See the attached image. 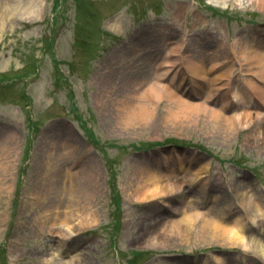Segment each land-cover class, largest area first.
Here are the masks:
<instances>
[{
    "label": "rangeland",
    "instance_id": "374dc122",
    "mask_svg": "<svg viewBox=\"0 0 264 264\" xmlns=\"http://www.w3.org/2000/svg\"><path fill=\"white\" fill-rule=\"evenodd\" d=\"M9 1L0 0V15L7 14L0 22V159L7 164L0 180V264H66L78 253L74 264H264L261 252L204 236L202 218L185 238L164 231L192 201L201 212L223 207L229 221L244 215V235L264 248V133L257 136L264 122L234 130L206 119L176 123L166 117V99L153 100L151 123L131 121L127 110L139 101L136 88L155 77L150 59L134 52L139 44L166 51L184 37L183 52L194 56L219 44L236 51L264 45V6L43 0L38 19L29 20L28 0L13 15L5 10ZM239 64L232 76L242 83ZM238 109L235 101L229 113ZM174 160L181 173L207 165L206 178L184 185L167 204L137 200L140 174L169 171ZM71 164V172L84 175L79 210L69 192L63 197L62 186L73 183L60 181ZM66 210L74 226L67 239L59 232ZM93 210L97 222L82 224Z\"/></svg>",
    "mask_w": 264,
    "mask_h": 264
},
{
    "label": "bare ground",
    "instance_id": "6f19581e",
    "mask_svg": "<svg viewBox=\"0 0 264 264\" xmlns=\"http://www.w3.org/2000/svg\"><path fill=\"white\" fill-rule=\"evenodd\" d=\"M258 2L264 6V0H258ZM22 4V0H11L7 3L5 10L13 15V11L19 10ZM23 5L28 8L26 18L34 20V18L38 19L37 17L40 15L43 0H28ZM11 7L12 10L9 11ZM4 15H0V22L7 18V14L5 17ZM170 42H174V40L170 39ZM150 46L152 47L151 51L149 50L151 55L147 57L148 52L145 49H150ZM185 46L186 39L182 37L180 41L166 51L159 50L155 44H139L137 49L134 50L137 54L143 53L145 58L150 59L149 63L152 65L151 70L155 77L134 91L133 95L138 97L139 101L127 109L129 116H131V121L146 123L155 121L157 118V107L152 102L153 100L161 101L166 99L170 102L166 117L176 123L200 122L202 119H206V121L209 120L221 124L228 130H234L245 128L255 122H264L263 43L256 42L252 48H246V45H243V47L239 46L238 51L233 48L225 49L224 44H219L213 49L205 47L199 56L192 55L190 50L188 53L187 50L183 52ZM145 58L143 63L146 62ZM236 62L240 63L239 66L245 74L242 83H239L240 80L235 81L232 76L236 70ZM132 68L134 66L130 65L128 67V69ZM130 75L129 73L125 76ZM124 88L127 89V86ZM235 101H237L239 109L236 113L231 114L229 112ZM254 104H259L263 109L255 108ZM262 129L263 127L259 128L258 137L263 135L264 130ZM5 143L7 142L3 143L2 148L7 147ZM69 153L66 154L68 155L67 158L74 157V154ZM177 165L181 166L177 168ZM71 166L72 164L66 169V177H60L61 179H59L66 185L73 183L69 189L66 186H62L63 197L65 198L69 192V195L73 197L70 198L69 196V198L74 199V208L77 207L79 210L78 203L81 202V189L78 180H80L81 175L82 177L84 175L79 171H77L78 173L71 172ZM169 167V171L165 170ZM162 168L165 167L162 166ZM165 169L163 173L146 171L140 174V181L134 190L137 200L161 198L167 204L175 194L182 190L184 185L206 178L204 173L208 167L203 165L194 169L187 166L184 173H181L182 163H176L174 160ZM5 170H7V164L5 165V162L0 159V180L3 175L2 171ZM66 179H69V183L66 182ZM206 186L207 182H202L200 189L205 192ZM245 201L243 200V204L247 205V201ZM199 206L193 204L192 201H188L182 209V218L170 221L164 231H171L185 238L193 231L194 225L198 223L199 218H202V223L199 225L204 236L211 235L212 238H219L226 244H239L245 248L250 247V249L261 252L264 255L262 244L255 237L244 235L246 227V217L244 215L241 214L234 220L229 221L225 219L226 215L223 207H218L216 213L213 208L207 209L208 211L206 212H201L198 209ZM57 212V216H62L59 214V208ZM94 212L93 210L87 215L84 214L85 217L81 219V223L89 226L97 222V216ZM64 215L66 217L59 218L60 224L64 226L63 231L59 232L65 234L67 239L74 233V226L69 223L71 218L67 217L70 216L67 210L64 211ZM79 259L80 253L72 256L65 263L74 264Z\"/></svg>",
    "mask_w": 264,
    "mask_h": 264
}]
</instances>
